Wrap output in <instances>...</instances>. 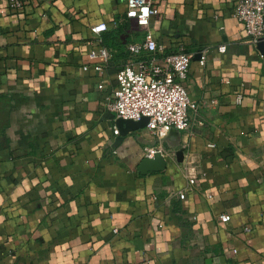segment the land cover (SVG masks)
<instances>
[{
	"label": "crops",
	"instance_id": "obj_1",
	"mask_svg": "<svg viewBox=\"0 0 264 264\" xmlns=\"http://www.w3.org/2000/svg\"><path fill=\"white\" fill-rule=\"evenodd\" d=\"M127 1H0V264H264V53L238 0H154L153 37L193 53V124L147 172L158 139L108 110L146 33Z\"/></svg>",
	"mask_w": 264,
	"mask_h": 264
},
{
	"label": "built area",
	"instance_id": "obj_2",
	"mask_svg": "<svg viewBox=\"0 0 264 264\" xmlns=\"http://www.w3.org/2000/svg\"><path fill=\"white\" fill-rule=\"evenodd\" d=\"M8 6L20 9L24 0H0ZM127 16L137 18L139 24L146 27L142 40L127 43L129 61L117 73L118 86L113 92V101L108 104V110L116 117L139 120L149 117L147 127L158 139L156 146H146L144 157L153 158L158 151L162 152V140L171 128L186 130L192 127L190 114L191 100L185 86L188 78L193 53L184 49L169 50L156 40L149 28L150 17L158 13L154 0H128ZM233 15L243 24L247 37L254 43L264 39V0H238ZM94 31H101V25H95ZM225 44L218 50L225 52ZM101 54L110 58V53L103 48ZM96 53L92 52V56ZM205 64V57L201 59ZM199 125L205 123L197 116ZM119 134V129L114 128ZM191 183L195 180L191 179ZM180 198L186 197V192L179 193ZM223 221L230 219V214L220 215ZM247 230L250 227L246 228Z\"/></svg>",
	"mask_w": 264,
	"mask_h": 264
},
{
	"label": "water",
	"instance_id": "obj_3",
	"mask_svg": "<svg viewBox=\"0 0 264 264\" xmlns=\"http://www.w3.org/2000/svg\"><path fill=\"white\" fill-rule=\"evenodd\" d=\"M258 48L264 53V39L260 40L258 43ZM116 123L119 131L122 133H127L130 130L139 129L142 127L147 126L149 122V117L143 116L139 120H133V119H124L120 117H116ZM166 162L163 157V154L161 151H158L155 153L153 158L145 157L140 165V170L142 172H147L150 170H162L165 169Z\"/></svg>",
	"mask_w": 264,
	"mask_h": 264
}]
</instances>
